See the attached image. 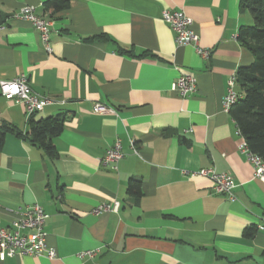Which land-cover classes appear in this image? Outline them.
I'll return each mask as SVG.
<instances>
[{"label":"crops","instance_id":"0c3cea01","mask_svg":"<svg viewBox=\"0 0 264 264\" xmlns=\"http://www.w3.org/2000/svg\"><path fill=\"white\" fill-rule=\"evenodd\" d=\"M44 1L0 0V79L24 75L53 100L31 114L36 120L64 117L51 158L22 136L31 115L0 94V125L21 133L7 132L0 148V225L39 204L57 256L0 251V264H264V230L256 229L264 183L223 108L228 78L253 60L237 39L252 23L244 0H72L52 15ZM22 5L52 16L49 53L30 22L10 17ZM163 9L191 18L208 58L175 42ZM181 71L196 81L184 97L170 89ZM96 102L114 111L93 112ZM116 139L122 156L112 169L101 158ZM203 167L232 175L234 200L190 175ZM131 179L139 195L127 191ZM114 201L117 212H95ZM86 250L96 252L79 258Z\"/></svg>","mask_w":264,"mask_h":264},{"label":"built area","instance_id":"2783aa9c","mask_svg":"<svg viewBox=\"0 0 264 264\" xmlns=\"http://www.w3.org/2000/svg\"><path fill=\"white\" fill-rule=\"evenodd\" d=\"M10 17L20 20H26L38 32L44 50L51 51L49 34L52 21L43 15L35 13L31 5H22L19 10ZM162 21L168 24L174 33V40L178 45H192L198 55L208 58L210 50L200 46L199 36L191 28L192 20L182 10L163 9L160 13ZM4 25L0 24V30ZM170 89L178 95L184 97L192 94L196 90V81L193 74L187 71H181L177 78L172 82ZM0 94L8 100H14L23 105L27 116L41 110L46 105L53 102L52 99L39 95L34 92L27 83L24 75L13 79H0ZM241 94L237 90L236 74L231 75L227 81V88L223 97V108L228 111L230 105L237 101ZM93 112H113L114 109L104 103L96 102L92 107ZM237 149L245 155L246 160L252 165L253 177L264 183V161L253 153L242 141ZM120 142L116 139L109 147L101 163L112 169L116 168L117 161L121 158ZM190 175H200L208 178L212 183V190L216 194L226 196L229 200L235 199L234 188L235 182L227 172H217L212 167H203L191 171ZM119 203L117 201L111 204H102L95 209L99 211L117 212ZM7 225H0V251L7 256L15 254L43 256L48 259H54L57 256L56 249L49 246L46 242V233L44 223L46 214L42 207L34 203L24 208L17 209ZM256 229L264 230V222L256 225ZM96 251H80L77 255L79 258L94 256Z\"/></svg>","mask_w":264,"mask_h":264},{"label":"trees","instance_id":"16d2710c","mask_svg":"<svg viewBox=\"0 0 264 264\" xmlns=\"http://www.w3.org/2000/svg\"><path fill=\"white\" fill-rule=\"evenodd\" d=\"M72 0H45L43 8L49 15L67 9ZM242 9L247 10L252 18L249 25H241L237 39L249 49L253 56L252 62L236 71V85L241 97L228 109L229 116L235 121L248 148L264 161V0H244ZM52 16H49V19ZM93 40V38H89ZM64 117L51 115L28 120V130L24 135L33 145H38L51 158L56 157L52 138L63 129ZM7 132H15L8 124L0 125V148ZM127 191L140 194V181L129 180ZM255 227L245 229V236H252Z\"/></svg>","mask_w":264,"mask_h":264}]
</instances>
